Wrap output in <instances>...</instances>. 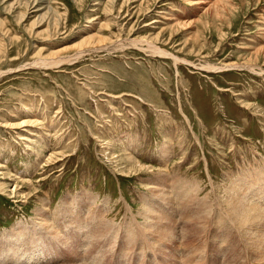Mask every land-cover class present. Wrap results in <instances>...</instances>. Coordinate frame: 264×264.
I'll use <instances>...</instances> for the list:
<instances>
[{"label": "rangeland", "instance_id": "374dc122", "mask_svg": "<svg viewBox=\"0 0 264 264\" xmlns=\"http://www.w3.org/2000/svg\"><path fill=\"white\" fill-rule=\"evenodd\" d=\"M79 50L75 60L39 64ZM224 64L234 67L205 68ZM262 165L264 0H0V236L31 225L40 209L49 222L66 197L71 215L50 220L61 240L27 264H152L151 252L200 242L185 233L197 229L188 219L195 203L228 196L226 186ZM154 180L170 189L159 196L166 209L147 189ZM148 204L174 224L167 218L171 233L153 236L160 244L150 250L140 237ZM220 237L226 245L210 242L208 264H242L239 244Z\"/></svg>", "mask_w": 264, "mask_h": 264}, {"label": "bare ground", "instance_id": "6f19581e", "mask_svg": "<svg viewBox=\"0 0 264 264\" xmlns=\"http://www.w3.org/2000/svg\"><path fill=\"white\" fill-rule=\"evenodd\" d=\"M125 44L126 45L127 44H130V45L131 44H136V40L134 41L133 39H131V40L127 41V42H124V41L123 42H114V43L111 42L110 45H104V48L107 49V50L113 49V48H118V47L122 48L123 46H125ZM148 49H150V51L152 53H155V54H158V55H161V56H164V57L166 56V57L172 58V60L174 61L175 64H177L178 62L181 61L176 56H174L172 53L167 52L164 49H160V48L156 47L153 44H148ZM82 51H84V53H85V52H89V51H92V50L91 49L90 50L84 49ZM82 51H80V50L77 51L76 55H74L73 57H70V56H62V57L57 56V57H53V58H51V57L50 58H43V59H41V61L39 62V64L42 65V66H44V67L45 66L47 67V66H54V65H58V64H61V63H64V62H68V61H70L72 59L75 60V58L82 56L81 55V52ZM248 65H250V64H248ZM240 66H242V65H240ZM231 67H234L233 64L232 65L224 64L221 67H216V66H213V65H206L205 66V68L208 69V70L228 69V68H231ZM249 68L253 69V66H249ZM167 136H169V135H167ZM124 148H125V146H124ZM170 150H171V148H170ZM125 151H126V149H125ZM159 156H160L159 159H161V161L162 160H165L166 157L169 156V145H166L165 142H163V144L161 146V149L159 150ZM49 157H51V154L49 155ZM126 157H128V155H126ZM128 159L131 160L130 158H128ZM228 172L230 173V171H228ZM156 173H154V174H156ZM154 174L152 175V177L155 176ZM232 174H233V172H232ZM242 176L243 175H241L240 177H242ZM172 177H174V176L172 175ZM149 179H150V177H149ZM154 179H156V178H154ZM157 179H159V178H157ZM175 179L176 178L174 177V180ZM178 179H179V177H178ZM228 179H229V177H228ZM182 180H184V179H182ZM233 180H231V181H233ZM210 181L211 180L209 179L208 182H210ZM170 182H169V184H170ZM195 182L196 181H194V183ZM191 183H193V182H191ZM174 184H172L173 187H174ZM183 184H186V183L184 182ZM183 184H182V186H183ZM148 185H149V187H147V189L149 188L152 191H154L155 193L153 195L156 196V197H158V198H159V196H163L164 194H167L168 191L170 190L169 189L167 191L165 189V187L164 188H163V186L160 187V184L159 183H156L155 180H154V182H149ZM187 185L185 187H187ZM210 185H211L210 191H212V193H213V188L214 187H213L212 182L210 183ZM182 186H180V187H182ZM195 186H197V185H195ZM201 187H202V185H201ZM222 187H224V186H222ZM188 188H189V186H188ZM193 189H195V187ZM188 190H190V189H188ZM188 190L187 191L185 190V191L188 192ZM192 190H190V192H192ZM199 190H197V191H199ZM223 190L224 191L227 190L228 193L230 194V195L228 194V196H226V197L223 195L225 197V200L224 199L223 200L221 199L222 196L219 199L218 194H216L217 192H214V195L211 194L212 195V198H210V199L209 198H202V200H200V202L195 203V207L193 208L194 209L193 210L194 212L192 211L193 212V214H192L193 217H189V218L187 217L188 219H190V218L192 219L193 224H194V228L196 229V227H197V229H196V231L194 230V232H190V230H192L193 227L192 228H189L188 227V229H190V230L187 229V232H185V233L188 234V235L190 234L192 237L193 236L194 237L197 236L198 238L196 237V239H199L200 242L198 244H195L196 241H195V243L184 241V243H180L179 245L177 244L178 245V246L176 245L177 248L172 247V246H171L172 248L171 247L170 248H164L157 255H155L153 252H151V258L150 259L152 260V264H208L209 255L212 256V252L214 251L213 249H211V247L213 245L214 246L217 245L216 246V249H215V251H217V247H218L219 244H220V250L222 249V247L224 245H226V244L223 245V243H225V241H226V237L225 238L224 237H222V238L220 237V235H223L224 232H227V237L229 235H230V237H232V241L235 242V245H236V242L239 244V248L237 247V249H239L241 253L239 254V256L237 255L238 257H240L239 260L237 259L238 261H241L242 264H264V166L263 167H258L257 169H254V172H252V173H246V177H245L244 181L242 182V184H238V183L235 184V182L234 183L232 182V184H229ZM224 191H223V193H225ZM180 192H182V191H180ZM194 192L195 191H193L192 193H194ZM208 192L209 191H207V193ZM220 192H222V191H220ZM246 192H248V194H245ZM218 193H219V191H218ZM186 194H185V196H186ZM175 195H176V193H175ZM147 196H150V195L148 194ZM166 196L168 197V195H166ZM185 196H181V197H184L185 198ZM167 197H165V198L167 199ZM200 197H199V199H200ZM224 197H222V198H224ZM168 198L171 199L170 198V195H169ZM186 198H188V197H186ZM193 198L195 200L197 199L196 196L193 197ZM193 198H191L190 200H188V202L191 201ZM142 199H144V198L142 197ZM162 199H164V198H162ZM171 200H173V199H171ZM178 200H176V201H178ZM144 201H145V199H144ZM185 201L187 202V199ZM181 202H182V200H181ZM193 202H194V200H193ZM68 203L69 202H68V198L67 197L61 199L60 200V204L58 206V209L61 212L59 214L57 213V215H55L54 217L53 216L51 217V215H50L51 219L50 218L49 219L52 221L53 219H57L59 217V215H63V218L64 217L71 218L70 217L71 215L66 212V210H67L66 207H67V205H69ZM167 203H168V201H166V200H160V198H159V202H158V205L159 206H161V207H163V208L166 209L167 207H165V205ZM169 203H171V201ZM171 204H173V202ZM177 204H179V202ZM191 204H192V201H191L190 205ZM227 205H228V209L224 208ZM229 205H230V207H229ZM144 206H145V204H144ZM175 206H177V205L175 204ZM146 207H147L146 211L142 212V214H144V215L143 216L141 215L142 217L145 218V222H143L142 228H141L142 229V232H141V234L140 233L139 234L141 235L140 236L141 237V240L147 246V247H145V249L150 250L151 248H153V247L155 248L156 245H159L160 244L159 243L160 242V239L158 240V239H156L157 237L155 238L153 236H156V234L158 235V233L162 234L163 232H165V230L167 229V223L166 222L168 221V225H171L173 223V221H172V219H170L168 217H165L164 216L165 214L164 215H161L160 213L154 212L155 211L154 210V205L148 204V206L146 205ZM83 208H84V206H83ZM177 209H179V206H178ZM36 210H38V208H36ZM45 210H47V209H45ZM55 210H57V207H56ZM87 210H88V208H87ZM92 210H94V209H92ZM140 210H141V208H140ZM43 211H44V209L42 211L40 209V212H37L36 211V213L38 214V217L35 218V216H34V218L36 220L34 219L35 222L34 221H31V225H28L27 223L26 224H23V222L22 223H19V224H17V226L12 231H6V233L5 232L3 233L2 237L0 236L1 237L0 238V264H27L30 261H32V262L38 261L39 258H40V253H39V250L38 249L42 246L43 243H44V245L41 247V250H42L43 247H45V242H48V244L51 245V243H56L59 240H61L62 236H61V238L59 237V233L57 231L58 229L54 227L53 223H50V220L48 222V218L47 217H43ZM159 211H161V210H159ZM87 212H89V211H87ZM126 212H128V211H126ZM138 212H141V211H138ZM89 213H91V212H89ZM85 216H86V214H85ZM167 218H168V220H167ZM75 219H76V221H78L79 220V216H76ZM133 220L131 219V221H133ZM184 220H185V218H184ZM184 220L182 219L181 221H184ZM176 222L178 223V220ZM188 222H186V223H188ZM128 223H130V222H128ZM177 223L175 224L176 226L179 224V223L178 224ZM51 224H52V226H51ZM78 224H79V226H82L80 223H78ZM131 224L133 225V223H131ZM110 225H112V223ZM138 225H140V224L138 223ZM172 225H174V224H172ZM183 226H184V224H183ZM64 227L67 228L68 227V224H65ZM186 227H187V225H186ZM115 228L118 230L117 227H115ZM119 228H120V226H119ZM129 228H130V226H129ZM171 228L172 227H170V229ZM110 229H112V228L109 227V230ZM167 230H169V229H167ZM167 230H166V232H167ZM178 230H183V229L180 228ZM184 230L186 231V229H184ZM184 230H183V232H184ZM100 231H101V229L99 230V232ZM112 231L115 232L114 229ZM112 231H110V232L112 233ZM129 231H130V229H129ZM170 231L171 230H169L168 232H170ZM172 232H173V230H172ZM183 232H181L182 233L181 235H183ZM137 234H136V236H137ZM165 234H163V237L164 238H165V236H164ZM106 235H108V234L106 233ZM112 235H114V234L112 233ZM179 235H180V233H179ZM101 236H102V234H101ZM115 236H117V235L115 234ZM126 236H127V234H126ZM136 236L134 235V237H136ZM174 236L176 238L178 236V234L177 235H173V237ZM134 237H132V238H134ZM160 237H161V239H164V238H162V236H160ZM173 237L171 239H173ZM183 237H186V236H183ZM194 237H193V239H194ZM230 237L228 239H230ZM104 238H105V234H104ZM113 238H114V236H113ZM113 238H112V241H113ZM180 238L183 239L182 237H179V239ZM101 239H103V237ZM114 239H116V238H114ZM130 239H131V237H128L127 240L129 241ZM169 239H170V237H169ZM186 240H187V237H186ZM188 240H191V239H188ZM164 241H166V240H164ZM179 241H176L175 240L174 242L179 243ZM211 241H213V242L216 241V242H218V244L211 245V243H210ZM94 242H96V241H94ZM171 242H172V240H171ZM105 243H106V241H105ZM126 244H128V243H126ZM133 244H136V242L133 243ZM231 244H232V242H231ZM110 245H111V243H110ZM180 245H182V247H180ZM89 248H91V247H89ZM125 252H126V250H125ZM98 253L101 254L102 252L101 253L98 252ZM126 253H128V251ZM233 254H235L234 256H236V254H238V253L235 251V253H233ZM142 255L143 256L145 255L143 251H142ZM204 255H206L205 261H204ZM227 257H226V259H227ZM233 257H231V259ZM235 259H236V257H235ZM237 260H235V261H237ZM82 263H83V261H82ZM82 263H81V261L79 262V264H82Z\"/></svg>", "mask_w": 264, "mask_h": 264}]
</instances>
